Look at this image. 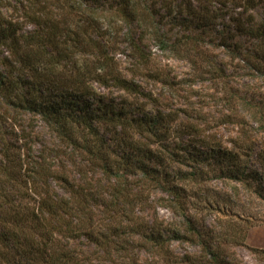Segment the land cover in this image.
I'll use <instances>...</instances> for the list:
<instances>
[{"label": "trees", "instance_id": "obj_1", "mask_svg": "<svg viewBox=\"0 0 264 264\" xmlns=\"http://www.w3.org/2000/svg\"><path fill=\"white\" fill-rule=\"evenodd\" d=\"M105 1H111L108 6L114 2L14 0L22 6L25 19L37 27L29 32L20 30L16 20L0 17V264H78L66 248L58 247L57 252L55 233L70 237L82 234L96 243H116L124 262L135 261L127 245H135L130 237L136 234L145 250L161 257L162 264H183L169 244L186 238L201 240L197 219L187 213L189 190L185 184H204L202 164H213L212 172L243 185L250 196L264 202V156L256 152L258 167L252 163L254 149L249 142L254 137L244 120H239L241 127L227 147L215 135L203 134L201 124L206 122L188 121L191 109L138 111L143 106L137 105L145 106L147 101L154 104L156 99L132 76L127 78L110 54L113 47L102 39L106 31L100 32L103 15L122 14L128 22L135 20L143 35L158 40L178 58L188 57L189 43L185 39L166 41L159 27L141 16L130 0H120L121 7L113 14L104 8ZM173 2L174 7L176 0ZM182 2L178 8L183 7L195 21L207 25L216 18L214 3L242 6V13H246L255 0ZM167 5L171 9L172 1ZM237 26L257 40L256 47L264 58V23L255 25L247 15L243 22L238 19ZM94 27L98 31L93 36L90 30ZM142 40L128 36L136 63L142 58L137 54ZM94 82L117 86L132 99L102 102L93 92ZM45 89L48 91L43 95ZM239 98L262 122L255 105ZM216 100L223 107L233 106L228 104L227 94L217 95ZM179 112L185 118L181 119ZM26 113L39 114L71 154L77 152L99 170L109 183L107 188L90 186L82 167L76 170V182L64 165L54 161L58 152L49 155L35 150L34 125L20 123V115ZM235 114H223L222 120H234ZM56 185L62 187L63 194L54 190ZM153 188L168 195L164 206L181 214L183 221L178 227L154 219L148 223L134 213L135 206L143 208ZM90 198L93 204L101 199L105 209L100 220H108L107 226L92 221ZM94 222L101 226L96 234ZM199 245L204 256L189 257L191 263L228 264L209 242L201 240ZM15 251L21 254L18 258Z\"/></svg>", "mask_w": 264, "mask_h": 264}, {"label": "rangeland", "instance_id": "obj_2", "mask_svg": "<svg viewBox=\"0 0 264 264\" xmlns=\"http://www.w3.org/2000/svg\"><path fill=\"white\" fill-rule=\"evenodd\" d=\"M130 1L141 16L152 20L159 27L166 41L185 39L190 47L188 57H175V54L163 49L158 40L143 35V29L135 20L128 22L122 14H115L113 17L109 14L106 16V13L103 15L105 22L101 20L100 32L106 31L102 39L109 41L110 47H113L110 54L116 59L127 78L132 76L141 89L152 93L156 99L154 104L147 101L145 106L137 105L143 106L138 111L140 109L146 112L158 109L167 111L185 107L191 109L188 112L190 116L188 121L198 123L199 120L196 119H200L202 123L206 122L201 124L204 128L203 134L215 135L217 140L227 147H231V140L236 137L241 127L239 120L242 119L246 123V128L251 129L253 134L254 141L249 144L253 145L254 149L252 163L258 167L256 152L264 156V58L256 47L257 40L242 31L237 26V21L239 19L243 22L246 16L250 15L255 25L264 23V0H255L253 5L246 9V13H242L244 11L242 6L235 4L222 6L214 3L216 18L212 22H207V25L195 21L183 7L178 8L180 2L184 4L182 0H176L174 7L173 0ZM171 1L170 9L167 4ZM109 2L111 1L104 2V8L109 13L113 14L117 12L118 6L121 7L120 0H114L108 6ZM24 16L22 6L14 0H0V17L16 20L23 32L35 30L36 25L27 21ZM97 29L94 27L90 30L93 36ZM43 30H47V27ZM129 35L140 41L143 39L137 52L138 55H142L138 63L128 47ZM134 63L137 64L136 67L133 66ZM92 88L94 94L101 96L102 102L119 103L124 99L125 101L132 99L131 95L119 90L117 86L104 87L94 82ZM47 91L45 89L43 95H46ZM222 93L230 98L228 104L233 105L231 108L223 107L216 100L217 95ZM239 97L255 105L261 112L262 122L251 115L250 108L248 106L245 108ZM231 112L236 113L234 120L223 121V114ZM179 114L181 119L185 118L182 112ZM20 116L23 118L20 120L21 125L25 126L29 122L34 125L32 131L35 135V150H44L49 155L58 152V158L54 161L64 165L70 177L76 179V182L79 173L76 170L82 167L86 170L85 176L90 186L95 189L101 184L103 188H107L109 183L102 178L99 170L93 168L80 155H76L77 152L71 154V149L59 141L55 132L39 114L26 113ZM132 135L133 138H137L135 133ZM212 167L213 164L201 165L205 178L203 185L202 181L200 185L185 184L187 191L189 190L185 206L188 208V215L197 219V232L202 234L200 239L209 242L220 259L228 264H264V202L250 196L243 185H236L227 176L221 177L212 172ZM183 169L190 171V168L185 166ZM129 179L133 180L130 175ZM54 190L63 194L62 187L58 185ZM194 192L199 194L194 195ZM167 198L168 195L164 191L150 189L143 208L135 206L133 211L137 216L144 217L148 223L154 219L157 222L161 221L163 225L169 223L170 226L178 227L183 219L181 214H174L171 209L164 206ZM100 202L101 199L96 204H93L91 198L88 200L89 215L92 216V221L98 224L101 223L100 219L105 209ZM107 221L103 220L101 224L107 226ZM96 222L93 226L95 234L101 227ZM105 226L103 227L106 229ZM54 237L58 243L57 252L58 247L66 248L76 257L78 264H162L161 257L145 250L136 234L130 237V241H134L135 245L132 242L127 245L128 251H133L131 256L135 261L132 262L136 263L124 262L116 243H96L82 234L70 237L55 233ZM201 240L196 238L172 240L169 249L173 255L182 258L183 264H193L188 258L202 255L199 245ZM11 246L12 250H15L12 244ZM15 255L18 258L21 254L15 251Z\"/></svg>", "mask_w": 264, "mask_h": 264}]
</instances>
